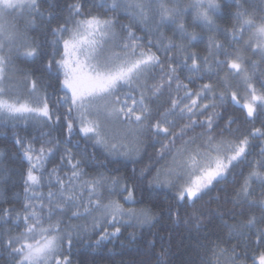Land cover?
<instances>
[{
	"label": "trees",
	"instance_id": "16d2710c",
	"mask_svg": "<svg viewBox=\"0 0 264 264\" xmlns=\"http://www.w3.org/2000/svg\"><path fill=\"white\" fill-rule=\"evenodd\" d=\"M79 2L86 14L116 22L113 26L115 43L109 46L114 51H120L116 45L126 38L127 29L122 26H127L136 36L143 38L139 43L144 45L145 50H148L150 40L156 42L167 38L177 45H186L187 52L181 53L177 48L168 51L163 43L159 50L152 46L151 51L160 57L163 70L154 68L147 73L139 82L141 87L138 90L124 88L120 91L121 99L130 91L137 100L143 94L150 110L149 118L143 122L142 128L135 131L134 136L125 138L121 135L111 141L124 145H130L133 140L139 141L138 151L123 155L124 149L109 150L85 137L79 130L77 113H69L67 109L70 105L62 99L68 93L62 87L63 76L55 63L63 57L53 29L64 24L76 0H37L38 11L27 8L7 10L16 35L15 49H3L0 55L11 57L9 69H6L8 77L12 79L13 75L15 82V86L9 84L16 93L11 100L40 107L38 98L46 97L53 118L49 121L36 116H0V264H18L11 247L19 245L9 246L8 241L24 231L17 219L27 213L24 206L32 204L37 212L47 214V209L54 207L49 204L47 193L58 192L53 170H56L55 175L66 179L71 175V164L77 161L83 181L101 176L107 181H119V188L109 182L100 189L99 199L103 204L115 201L122 206L130 205L129 208L140 212L143 210L151 219L149 223H143L124 216L123 222L115 226L120 232L101 240L104 232H115V227L106 222L103 211L93 209L91 216L73 217L71 212L75 209L63 206L62 210L52 212L49 220L44 222V227L59 222L63 230L59 234L64 237V243L56 259L67 257L70 264H254L253 257L258 258L264 252V240L255 243L257 235L264 232V207L260 204L264 201V184L251 180L247 198L238 196V192L254 170L264 174V167L253 163L264 161L261 155L264 136L252 135L257 128L264 132V109L257 105L256 113L249 118L246 110L233 103L232 93H235L240 104L250 101L247 86L239 74L234 75L226 64L219 62L227 60L240 63L257 94H264V84L261 83L264 81V54L254 51L255 41L244 43L249 41L252 33L244 31L242 40L237 41H232L228 36L237 24L234 16L238 10L237 4L242 5L248 13L247 18L255 24H264V19H261L264 17V0H216L220 6L218 11L208 9L214 22V28L211 29L204 26L202 21L194 20L199 9L191 7L192 0H176L173 3L165 0L166 7H191L189 11L181 13L177 24L183 23L188 32L202 38L194 42L181 38L176 25L164 23L157 27L159 17L151 10L148 12L151 22L138 23L122 9L109 10L111 0L108 3L105 0ZM101 4L104 6L101 7ZM213 40L221 44L222 49L211 48ZM30 48H35V56L21 54ZM188 52L196 54L197 70H189L192 60H184ZM204 57L208 58L207 61ZM185 63L189 67H185ZM169 65L176 69L173 83L166 85L160 94L153 95V86L163 82ZM176 77L179 83L187 85V89L177 90ZM29 81L36 82L34 93ZM204 84H210L212 88L198 100V108L205 104L207 108L194 110L191 114L179 111L169 113L170 100L183 97L186 90L199 92ZM128 103L131 104L130 99ZM186 103H190V100H181L180 106ZM166 113L169 114L165 116ZM209 117L213 121L211 129L200 123ZM165 120L170 123H165ZM69 121L73 125L71 133L67 129ZM157 121L163 127H168L171 135L157 133L152 127ZM108 127L119 130L125 126L116 123L108 124ZM132 128L135 130L136 125H132ZM209 136L213 137L214 143L222 145L223 151L219 153L222 157L234 154L228 150L229 145L238 144L247 138L249 143L245 156L228 169L223 179L201 193L199 198L191 202L187 199L178 201L177 186L157 182L158 170L172 156L167 155L160 160L157 154L165 144L172 149L199 148L206 152ZM185 141L193 143L185 144ZM28 145L36 149L43 147L53 150L43 167L38 171L33 170L41 182L31 188L26 183L30 165L23 154V149ZM216 154L212 153L213 156ZM163 179V176L159 177V180ZM125 185L132 190L133 201L122 198L127 195L122 190ZM82 195L86 198L87 190ZM58 202L62 203L59 199ZM85 202L82 200V203ZM4 210H9L7 216ZM94 217L98 219L94 220ZM251 217L256 220L254 227L246 226Z\"/></svg>",
	"mask_w": 264,
	"mask_h": 264
},
{
	"label": "snow or ice",
	"instance_id": "6c2138e0",
	"mask_svg": "<svg viewBox=\"0 0 264 264\" xmlns=\"http://www.w3.org/2000/svg\"><path fill=\"white\" fill-rule=\"evenodd\" d=\"M169 3L176 2V0H168ZM235 2V0H234ZM108 3V0H105ZM157 5V7H153ZM101 7L104 5L101 4ZM191 7L199 9L196 12L194 20L202 21L204 26L214 28V22L209 16L208 9L218 11L219 4L216 0H192ZM31 11H38L37 0H0V21L5 19V12L7 10L24 9ZM111 11L122 9L124 13L131 16V18L138 23H150L148 15L149 10L153 11L159 17L157 27L168 23L176 25L177 34L188 40L194 42L201 40L195 33L188 32L183 23L177 24V19L181 13L187 11L186 9L176 7H166L165 0H111L108 4ZM238 10L234 13L237 24L234 25V30L228 33L229 39L232 41L242 40V33L249 31L252 35L249 41H244L245 44L255 41L256 48L254 51L264 54V24L257 25L255 22L247 18L248 13L242 8V5L237 4ZM71 15L65 20L64 24L59 28L53 29L57 36V43L60 45L62 51V59L55 61L57 70L62 73V87L68 93L62 99L66 101L70 107L68 112L75 111L80 121V132L85 136L93 139L96 144L107 147L109 150L119 151L124 149L121 153L129 155L138 151V140H133L130 145L112 143L111 141L117 136H134L135 131L143 127V122L149 118L150 110L145 104V96L140 95L139 100L132 96L131 91L127 96L121 99L120 91L124 88L130 90H138L141 79L154 68H161L163 64L158 55L151 51L152 46H156L159 50L161 43L163 47L171 51L177 48L183 52H187L186 45H177L167 38H162V41H149L148 50H145L144 45L139 43L142 37L136 36L135 33L128 29L127 26H122L127 29L126 38H122L120 43L116 46L120 51H114L109 46L115 43V34L113 26L116 23L110 18H104L98 15L86 14L83 11V6L76 0V3L70 7ZM261 19H264L262 17ZM255 29V31H252ZM147 31V29H145ZM14 36L8 31L4 25H0V52L3 51V42L11 44ZM27 47V45H26ZM211 48L222 49V45L216 41H212ZM23 56H35V48H30L28 51L21 53ZM225 55H228L225 53ZM192 60L189 70H197L196 54L188 52L187 57L184 58ZM207 61V57L203 58ZM240 59V57H237ZM11 57L7 58L0 55V116L12 117H42L51 121L53 113L50 111L49 104L46 97L38 98L40 107H31L27 103L11 100L15 96V91L8 85V76L6 69H9ZM220 64H226L229 70L234 74H239L247 86L250 101L244 104L236 99L235 93L231 94L233 103L238 104L242 109L246 110L249 118L256 113L257 105L264 109V94H257V90L249 83V77L246 75L241 64L235 61L228 62L220 61ZM185 67H189L186 63ZM51 67V63L49 64ZM176 69L171 65L168 66V73L163 77V82L154 85L152 88L153 95H158L166 85L170 86L173 83ZM177 90L184 88L178 82ZM264 84V81H261ZM32 92L36 91L37 85L35 81H29ZM212 85L204 84L199 92H191L186 90L183 97L179 99L170 100L171 109L170 114L180 113L191 114L194 110H202L208 105H202L198 108V100L203 97L205 92H210ZM5 97H8L6 99ZM195 97V98H192ZM131 100V104L128 100ZM188 99L190 103L181 105V100ZM166 113L165 116H167ZM89 117H92L91 119ZM103 117V119H101ZM58 119V118H57ZM116 123L123 124V129L109 128L108 124L115 125ZM165 123L170 121L165 120ZM195 123V121H193ZM202 125L211 129L212 117L200 122ZM136 125V129L132 128ZM157 133H165L171 135L168 127H163L160 121L152 125ZM188 127H191L190 125ZM73 125L71 121L67 123L68 132L71 133ZM184 130H182L183 132ZM253 136H264V132L257 128L252 133ZM193 143V141H185V144ZM248 139L240 140L238 144H231L228 150L233 152L232 155L219 154L223 151L222 145L213 142V137L209 136L206 141L208 151L202 152L199 148L188 150L187 148L172 149L168 144L158 152L160 160L165 159L167 155H171L172 159L158 170L157 182L165 184L166 186H177L179 188L177 194L178 201H194L200 197L201 193L210 188L214 182H219L228 172V169L235 163L240 161L246 153L248 146ZM51 148L45 149L43 147L36 149L28 145L23 149L24 158L29 162V169L27 171V185L31 188L40 184V177L34 174L33 170H39L43 167V163L47 156L51 154ZM175 151V155L173 152ZM215 152L217 155L213 156ZM261 155L264 156V150ZM70 159V158H69ZM254 164L259 167H264V161H254ZM79 161L71 164L72 172L66 179L55 175L56 170H53L52 176L55 183L58 185V192L47 193L48 202L54 207L47 209V214L42 215L35 210L32 204H26L27 209L25 215L17 217L22 223L24 231L18 236L12 237L8 244H18V247H11L12 253L17 257L18 264H70L67 257L63 260L56 259L60 253L61 245L64 243V237L59 233V222L49 223L48 227H44V222L48 221L52 212L62 210L63 206L75 209L71 212L73 217L91 216L93 209L103 211L105 220L113 227L117 223L123 222V217L128 216L132 219L149 223L150 217L143 210L139 213L133 209H124L122 205L112 201L108 204H103L99 199V192L106 183L117 185L118 180L107 181L104 177L93 178L88 181L82 180V172L79 170ZM163 176V180L159 177ZM256 180L264 184V174L259 171H253L249 177L245 179L238 192V196L247 198L250 195V181ZM79 182V183H78ZM67 185V187H66ZM87 190V197H83V192ZM123 191L127 192L126 196L122 198L126 201H133L134 196L132 190L125 185ZM62 201V203L58 202ZM82 200H86L82 203ZM264 207V201L260 202ZM47 208V206H44ZM9 210H4V215L7 216ZM98 219L94 217V220ZM198 219V217H197ZM256 220L254 217L249 218L246 226L254 227ZM95 227V224L93 225ZM120 232L118 227H115V232H104L101 240L107 239L110 236H115ZM29 240L36 241L30 243ZM264 240V232L257 235L255 243ZM100 241H97L99 243ZM71 241H68L70 245ZM254 264H264V252H261L259 257H253Z\"/></svg>",
	"mask_w": 264,
	"mask_h": 264
},
{
	"label": "rangeland",
	"instance_id": "374dc122",
	"mask_svg": "<svg viewBox=\"0 0 264 264\" xmlns=\"http://www.w3.org/2000/svg\"><path fill=\"white\" fill-rule=\"evenodd\" d=\"M0 25H4L7 29H8V31L14 36V39H13V41H12V43L11 44H9V43H7L6 41H4L3 42V45H4V47H3V49L4 50H7V51H9V50H12V49H15V43H14V41H15V37H16V35H15V31H14V26H13V22L11 21V19L8 17V12H5V19L4 20H2V21H0ZM255 45H256V43H255ZM12 75V74H11ZM7 76H9V73H7ZM14 78H13V75H12V79H10V77H8V85L9 84H11V85H14L15 86V82H14V80H13ZM217 155V154H216ZM215 156V155H214ZM123 206H125V205H123ZM125 207H127V208H125ZM125 207H123L124 209H129V207H131L130 205H126ZM135 212H137V213H139L140 211H136L135 209H133ZM31 240H29V242H30ZM36 241H32L31 243H35Z\"/></svg>",
	"mask_w": 264,
	"mask_h": 264
},
{
	"label": "bare ground",
	"instance_id": "6f19581e",
	"mask_svg": "<svg viewBox=\"0 0 264 264\" xmlns=\"http://www.w3.org/2000/svg\"><path fill=\"white\" fill-rule=\"evenodd\" d=\"M190 2H191V1H190ZM187 3H189V1L186 2V4H187ZM188 5H190V4H188ZM184 8H185V7H184ZM188 8H189V6H188ZM188 8L186 9L187 11H189ZM190 8H191V7H190ZM190 8H189V9H190ZM194 11H195V10H194ZM223 36H224V35H223ZM213 50H214V49H213Z\"/></svg>",
	"mask_w": 264,
	"mask_h": 264
}]
</instances>
